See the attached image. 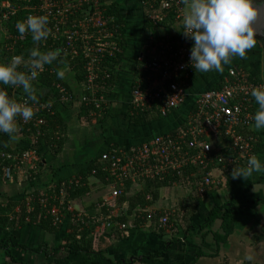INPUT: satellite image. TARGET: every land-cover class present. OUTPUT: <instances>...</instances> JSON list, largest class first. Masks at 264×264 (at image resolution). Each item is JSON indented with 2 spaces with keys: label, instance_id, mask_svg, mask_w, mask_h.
<instances>
[{
  "label": "crops",
  "instance_id": "obj_1",
  "mask_svg": "<svg viewBox=\"0 0 264 264\" xmlns=\"http://www.w3.org/2000/svg\"><path fill=\"white\" fill-rule=\"evenodd\" d=\"M116 1L123 4L122 11L128 5L133 13L132 15L126 13V9L123 12L124 15L126 13L125 17L127 18L125 30L127 50L123 61L114 71L115 86L106 103L109 116L101 124L94 122L92 125H87L79 120V113L83 105L81 98L84 87L75 81L74 74L59 58L58 62H55L56 73L64 72V78L61 80L70 86L73 95L70 107H67L61 99L55 96H50L48 99V103L62 117L65 126V140L62 149L58 155H53L51 149L44 142L39 145L34 141L29 143L30 150L36 154L37 158L41 157L43 165H38L40 168L36 170L31 165L23 167L22 171L24 172L26 168V172L23 175L15 174L13 182L0 179V219L14 218L13 213H9L7 209H13L16 212L20 203L18 201L11 203L12 198L24 194L26 205L30 204L28 206L33 208L32 205L36 204L33 198L51 191L56 180L64 182L75 178L81 171H85L95 159H98L103 152L113 148L128 152L157 135H167L178 130L191 115L196 97L215 83L223 80L233 66L242 64L243 67L241 68H253L251 65L254 62L253 58H255L253 51L257 49V45L247 53V59L234 58L229 65L224 66L223 73L216 71L197 72L195 82L188 90L186 102L177 112L146 127L135 128L130 125L129 106L137 61L146 47L144 26L147 24L148 17L140 0ZM124 1L125 3H123ZM181 28L180 23L175 20L169 21L167 18V25L158 28L156 33L160 39L165 40L178 36ZM5 38V32L1 31L0 48H2ZM260 44L263 46L261 42ZM257 57L261 58L260 54ZM249 75L258 79L264 76V73L259 77L255 74ZM32 85L34 93H39L40 83L35 80ZM255 106L257 111L258 106L256 104ZM253 129L259 142L257 145L259 149L255 155L264 162V130L258 131L254 127ZM19 144L22 145L23 143L20 142ZM53 172L55 174H52ZM262 174L263 172L253 173L246 179L241 177L228 181V179L221 177V171H216L215 176L222 178L223 181L208 196L201 198L203 195L199 194L200 198H196V200L201 201L199 203L196 200H189L191 190L183 185L175 184L172 187H164L159 190L158 198L148 207V210L157 214L166 213L170 217L177 215L174 223L176 227L170 225L164 230H159L156 225L146 224L135 228L134 221L130 220L126 224L127 231L121 230L119 226L115 225L116 231L114 232H103L101 227H105V222L110 220L109 218L119 216L121 209L116 204L110 203L112 206L110 207L109 203L104 202L108 194H104L103 185L96 178H91L89 194L82 200L77 199L72 202L74 209L76 204H80L82 206L81 211L75 209L77 212L69 216L67 224L64 222L59 225V227L64 226L58 227L57 232L50 233L41 226L33 224L20 227L14 230L13 234L21 244L29 248L45 246L44 251L47 253L51 252L56 245L65 244L67 234H71L77 241H86L84 245H87L92 252L103 253L111 261L123 264L126 262L142 264L143 257L165 249V253L162 254L157 264H250L245 259L247 255L255 257L254 264H264V204L255 208L240 210L234 233L220 248L217 247L214 238V233L220 231V221H217L209 229L199 230L213 208L225 204L233 197L241 196L244 192H246L247 199L264 203V178ZM141 189L142 184L131 186L125 196L127 201ZM99 199L103 200L104 205L111 209L110 213L107 214V211H103L102 206L96 203ZM182 201L183 204L180 205ZM94 223L99 225L92 229ZM11 230L8 227L2 228L0 225V240L10 236ZM199 251L204 256L196 260V254ZM42 252L12 250L14 258L24 264H54L53 260L47 258ZM65 255L64 251L60 252V257H65ZM0 264H11L1 251Z\"/></svg>",
  "mask_w": 264,
  "mask_h": 264
},
{
  "label": "built area",
  "instance_id": "obj_2",
  "mask_svg": "<svg viewBox=\"0 0 264 264\" xmlns=\"http://www.w3.org/2000/svg\"><path fill=\"white\" fill-rule=\"evenodd\" d=\"M87 1L89 0H17V5H13L10 0H2L0 2V32L8 34L6 27L19 19L21 11L25 13L23 21L32 15H46L49 19L48 27L51 29L48 41L60 42L66 39V48L82 43V56L90 59L89 66L91 67L99 63V54L106 50L112 52L116 45L105 47L109 44L108 37L110 36L105 34L107 28H103L105 25H94V27L82 29L84 28L82 23H93L92 18L96 17V14L84 17L79 24L71 26L72 18ZM155 1H147L143 5L154 11ZM35 2L40 6H36ZM183 11L182 0H161L160 10L152 12L149 19L157 23L172 15L175 21L182 25ZM81 12L84 15L87 13V11ZM14 29L17 30L16 26ZM181 32L174 40L156 41L150 38L154 46H151L145 55L139 57V61L147 57L144 69L149 74L142 77L134 88L130 102L133 110L144 112L159 108L161 116L166 117L171 110L179 109L186 102L190 88L188 80L195 73L189 61L190 50L194 42L186 39ZM55 36L60 38L54 39ZM29 37H32L30 33H25L23 37L19 32L15 36L8 34L2 48L14 52L17 47L23 46ZM92 50L93 53L90 56L88 53ZM62 53L65 52L62 51ZM75 54L76 50H74ZM28 57L24 59L27 60ZM22 66L23 64L20 67ZM42 72L38 74V77ZM95 79L96 76L91 74L89 89L93 88ZM260 84H264V76L256 79L244 71L231 70L221 88L204 91L196 97L193 104L194 111L186 129L177 131L174 136L155 137L128 152L113 148L101 153V161L107 163V167L103 170L108 175L107 188H110L109 198H105L104 202L115 205L128 189L127 187L139 185L150 178L163 179L170 175L179 176L191 167L209 168L202 180L201 194L208 190H215L223 181L222 178L232 179L233 169L246 167L247 159L255 154L258 141L252 133L255 113L253 111L254 100L250 92L253 87ZM58 89L65 95L62 98L63 103L71 100L66 96L64 88L58 86ZM10 93L18 101L26 96L22 88H11ZM81 101L84 103L87 99L83 96ZM101 101L103 97L93 99L96 107ZM47 109L48 103L36 104L31 120L25 122L18 118L17 126L22 125L28 132H32V129L36 130L32 139L35 143L39 136H42L41 129L47 126L46 118L42 115ZM32 155L30 149L21 152L17 150L14 153L1 152L0 158L3 161L8 160L15 163L4 169L6 180L13 182L15 174L22 171L24 166L37 165L38 158ZM216 171H221L222 178L215 176ZM76 183L78 184L79 180ZM37 204L52 217L53 225L62 223L64 209L69 212L74 209L64 187L60 188L58 193L51 189L41 194ZM111 204L110 207H112ZM141 214L149 225H156L161 230L169 227L168 214L158 215L148 208ZM108 221L105 224L106 227L111 226V220ZM120 229L127 231V225H121Z\"/></svg>",
  "mask_w": 264,
  "mask_h": 264
},
{
  "label": "trees",
  "instance_id": "obj_3",
  "mask_svg": "<svg viewBox=\"0 0 264 264\" xmlns=\"http://www.w3.org/2000/svg\"><path fill=\"white\" fill-rule=\"evenodd\" d=\"M13 5H17V0H10ZM143 3L151 0H140ZM160 1L156 0L154 3V11L157 12L160 8ZM36 6H40L39 3L35 2ZM146 11L147 17L152 14L149 7L143 5ZM122 3H119L116 0H89L87 3L83 4L80 11L76 13L74 18L71 20V26L74 24H79V22L83 19L84 14L81 11H87L90 15L98 14L101 12L102 18L106 19L107 28L105 30V34L112 36L111 41H115L116 46L112 52L106 50L104 53L98 55L99 63L94 64L93 66H89L90 59H86L82 56V43H76L75 47L66 48V39L58 42V41H48L42 40L38 45L33 41L32 37H29L27 42L23 46H19L15 49L14 52L7 51L4 47L0 48V53L4 57L3 62H8L11 57L13 56H23V58H27L29 56L30 50L34 48H38L41 52L47 51H54L56 49H60L64 55H61L60 59L64 61L67 65L69 70L74 74L75 81L84 87L83 96L87 99V102H84L79 113V120L87 125H92L94 122L101 124L104 119L109 116L108 108L106 105L102 104L101 108L103 110L102 115L98 112L97 107L93 103V99L96 97L99 99L100 97L104 96L105 98H109L112 89L115 86V76L114 71L115 69L121 64L123 61L124 54L127 50V42L125 41V30L127 26V18L125 17L122 11ZM148 10V11H147ZM25 17V13L21 11L19 15V19L15 20L12 25L6 27L9 35H17L18 31L15 30L16 23L18 21H23ZM147 18V24H145V49L143 50V55L147 53V50L154 46L153 43L150 41V38H156V41H160V39L156 33V30L160 27H165L167 25V19L162 22L155 23L151 19ZM169 21L175 20V17L169 15ZM112 19V22H111ZM104 31V30H103ZM166 39H175L173 37L166 38ZM165 39V40H166ZM74 50H76V54L74 55ZM262 54H263V65H264V47L262 46ZM147 57L144 58L143 61H137V67L135 71V77L132 84L131 94L134 91V88L137 86L138 82L141 80L142 77L149 74L146 69H144L145 60ZM236 71H238V67H233ZM233 69V70H234ZM19 71H27V69L22 66L18 68ZM93 70V71H92ZM92 71V72H91ZM91 74L96 76V79L93 83V88L89 89L90 83L89 79ZM197 76V72L193 73L191 78L188 80L190 86L192 87L193 83L195 82ZM229 77V73L226 76ZM226 77L221 80L220 82L215 83L206 91L221 88L224 83ZM41 85L39 93H34L38 101L40 103H48V99L50 96H55L58 99H61L65 96L64 94L59 92L58 86L62 87L66 91V96L70 97L71 100L67 101L65 104L67 107H70L73 101L72 98V91L70 86L64 83L60 78H58L56 70H55V62L52 65H45L43 72L40 76L36 79ZM5 90L9 93L12 87L10 86H3ZM181 108V107H180ZM179 108V109H180ZM179 109L171 110L166 117L161 116L159 112V108H154L153 110H148L144 112L136 111L133 109H129V119L130 125L135 128H142L153 123L159 122L163 119H166L177 112ZM255 102L253 104V111L256 112ZM194 111V106H192V112ZM42 113V115L46 118L47 126L41 129L42 136H39L37 140V145L44 142L50 149L53 155H58L62 149V145L65 140V126L63 124L62 117L60 114L55 110V108L48 103L47 111ZM193 114V113H190ZM99 115L101 116L99 118ZM190 117L181 125V128L178 130H174L167 135H175L177 131L181 129H186L190 122ZM99 118V119H97ZM19 129H17L16 133L9 138L6 134H0V154L1 152H11L14 153L17 150L24 151L30 149L29 143H31L33 137L36 134V130L32 129V132H28L25 127L22 125H18ZM253 135L257 138V134L255 133L254 129H252ZM157 135L155 137H158ZM165 136V135H162ZM154 137V138H155ZM153 138V139H154ZM258 139V138H257ZM152 140V139H151ZM150 140L146 141L149 142ZM22 142L23 144L20 145L19 143ZM145 143V142H144ZM142 145V144H141ZM259 145V142H257ZM255 146V153L259 149L258 146ZM137 148V147H136ZM101 156V154H100ZM100 156L98 159H95L92 164L85 170L81 171L79 175L75 178L69 180H65L64 182L56 180L53 183L52 190L58 193V190L64 187L67 191V197L70 201H75L77 199L82 200L85 196H87L90 192L89 181L91 178H96L100 184L103 185V188H107L108 181L107 174L104 172L103 169L107 167V163L101 161ZM15 163H11L8 160L3 161L0 158V179L6 180L5 177V168L9 165H14ZM26 167V166H24ZM40 168V167H38ZM209 170L203 168H187L182 172L181 175H170L163 179H148L144 181L142 184V189L133 197L127 201L126 194L129 192V187L126 189L125 193L116 201V206L121 209V213L116 218H111V226L106 227L105 229L108 232L116 231L115 225L121 226L126 225L130 222V220L134 221V227L138 228L147 224L146 219L143 218L141 214L142 211L146 210L150 207L155 200L158 198V192L160 189L164 187H172L175 184H180L188 189L191 190V196L189 200H196L197 197L203 195L201 198L208 196L213 190H208L204 193H200V188L202 184L203 177L205 176L206 172ZM95 172V173H93ZM52 174H55L54 172ZM264 178V172L262 174ZM77 180L79 183L77 184ZM233 179H228V181ZM246 192H244L241 196L233 197L231 200L227 201L225 204L213 208L209 214L205 223L199 228V230L209 229L213 224L217 221L221 222L220 231L218 233H214V238L217 244V247L220 248L221 245L225 244L228 238L234 233L235 225L237 222L238 214L240 210L245 208H255L261 204H264L262 201H251L247 199ZM24 194L18 195L11 199V203L14 201H18L20 204L19 209L14 212L12 209H7L9 213H13L14 218L10 219L9 217L0 219V225L2 228H11L10 236L6 238H2L0 240V251L3 252L4 256H6L11 264H24L22 262L17 261L13 254L12 250L14 249H21L23 251H30L35 253H42L49 259H52L54 264H123L121 262H113L110 259L106 258L103 253H94L84 245L86 241H77L75 238L72 237L71 234H67L66 236V243L56 245L51 252H45V246L41 245L36 248H29L26 245H23L19 242L17 237L13 234L14 230L25 227L27 225H39L43 229L49 231L50 233L57 232L59 228L63 227L60 226L65 222L69 221V216L73 213L77 212L73 209L72 212H69L67 209L63 211L62 223L59 225H53L52 217L47 215L44 209L41 208L39 204H37L38 197L33 198L36 204H33V208L31 206L26 205ZM200 198V197H199ZM103 201V200H102ZM100 199L96 201L97 204H100L103 211H107V214L110 213L111 209L104 205ZM201 202L199 199L196 200ZM15 202V203H16ZM103 203V205H102ZM183 204V201L180 205ZM32 209V210H30ZM160 215H166V213H159ZM158 214V215H159ZM102 215V214H100ZM169 216V226H175V219H177V215ZM96 219V218H95ZM5 220V221H4ZM109 221L105 222L106 224ZM99 225V224H98ZM97 223H94L92 229H95ZM67 226V225H66ZM59 227V228H58ZM81 228V226H80ZM128 228V227H127ZM161 230V229H159ZM200 232V231H199ZM208 234L207 232L205 233ZM64 251L66 253L65 257H60V252ZM166 249L160 252H155L149 256L142 258V264H157L163 253H165ZM204 254L199 251L196 254V260L200 257H203ZM195 260V261H196ZM129 264V263H124Z\"/></svg>",
  "mask_w": 264,
  "mask_h": 264
},
{
  "label": "clouds",
  "instance_id": "obj_4",
  "mask_svg": "<svg viewBox=\"0 0 264 264\" xmlns=\"http://www.w3.org/2000/svg\"><path fill=\"white\" fill-rule=\"evenodd\" d=\"M183 31L186 39L192 40L190 65L195 72L223 73L224 66L234 58L247 59V53L256 47L258 34L255 24L264 11V5L257 6V0H182ZM46 15L29 16L25 21H18L16 29L21 34L30 33L38 45L51 34ZM60 49L41 52L38 48L30 50L27 60L23 56H13L8 62H0V133L9 138L17 131L18 118L27 122L34 116V106L39 103L34 94L32 82L44 70L45 65L58 62ZM23 64L27 71H19ZM64 78V72L57 73ZM3 86L22 88L26 94L20 101L10 96ZM258 106L253 116L254 128L264 130V84L253 87L250 92ZM264 172V162L257 155H251L246 167H235L231 177H250L253 173ZM245 259L254 264L255 257L247 255Z\"/></svg>",
  "mask_w": 264,
  "mask_h": 264
},
{
  "label": "rangeland",
  "instance_id": "obj_5",
  "mask_svg": "<svg viewBox=\"0 0 264 264\" xmlns=\"http://www.w3.org/2000/svg\"><path fill=\"white\" fill-rule=\"evenodd\" d=\"M2 0H0V2H1ZM126 1V0H125ZM125 1L123 2V3H125ZM123 5V4H122ZM126 9V13H128V14H130V15H132V9L128 6V5H126L125 7H124V9H123V12H124V10ZM126 13H125V15H126ZM90 14L87 12L85 15H84V17H88ZM102 13L101 12H99L98 14H97V16L96 17H94V18H92V22L93 23H82V25H83V27L84 28H82V29H86V27H94V25L95 26H99L100 24H102V25H105V26H103V28H106V19H103L102 18ZM83 17V18H84ZM59 21H60V19H59ZM108 22V21H107ZM111 22H112V19H111ZM7 33V32H6ZM5 33V35L8 37V34H6ZM60 37L59 36H55V38L54 39H59ZM109 39H108V43L109 44H105L106 46V48H108V45L109 46H115L116 44H115V41H111L112 40V37H108ZM2 45H3V43H2ZM257 49L255 50L254 49V51H253V53H254V55H255V58H253L254 59V62L253 63H251V65L253 66V68H249V67H247V66H245V67H247V68H241V67H243V65L242 64H237L236 65V67H238V69H240V71H244L245 73H247V74H255V75H258L257 77H259V76H261L262 75V73H264V65H263V62H262V60H263V54H262V46H261V44H260V42H257ZM105 49V48H104ZM92 53H93V50L92 51H90L88 54L91 56L92 55ZM258 53V54H257ZM260 54V56H261V58H262V60H261V58H258L257 57V55H259ZM142 55H143V52L141 53V55H140V57H142ZM93 58H95V57H93ZM3 60H4V57L2 56V54L0 53V62H3ZM234 67V66H233ZM232 67V69L231 70H233L234 68ZM244 69V70H243ZM234 71L236 72V70L234 69ZM103 97V101H101V103L99 104V106H97V109H98V112H100V114L102 115V112H103V110H102V108H101V105L102 104H104V105H106V103H107V98H105L104 96H102ZM129 109L131 110L132 108L129 106ZM101 116L99 115V118H100ZM99 118H97V119H99ZM17 129H19V127L17 126ZM30 152L35 156L36 154H34V152L33 151H31L30 150ZM32 155V156H33ZM33 156V157H34ZM37 163V165L36 164H31V166L32 167H34V169L36 170V169H39L38 168V165H40L41 166V164H43L42 163V161H41V157H38V162H36ZM35 170H33V171H35ZM26 172V168H25V170H24V172L22 171L21 173H18V175H23L24 173ZM25 176V175H24ZM104 190V194H108V197L107 198H109V192H110V188H105V189H103ZM101 231H106L105 230V227H101Z\"/></svg>",
  "mask_w": 264,
  "mask_h": 264
},
{
  "label": "water",
  "instance_id": "obj_6",
  "mask_svg": "<svg viewBox=\"0 0 264 264\" xmlns=\"http://www.w3.org/2000/svg\"><path fill=\"white\" fill-rule=\"evenodd\" d=\"M264 5V0H257V6ZM255 27L257 29V41H260L262 45L264 46V11H262V14L259 18V21L255 24ZM63 55V53H62ZM43 164H41L42 166ZM82 206L80 204L75 205V209L78 211H81Z\"/></svg>",
  "mask_w": 264,
  "mask_h": 264
}]
</instances>
